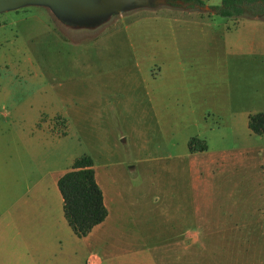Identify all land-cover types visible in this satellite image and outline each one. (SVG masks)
Returning a JSON list of instances; mask_svg holds the SVG:
<instances>
[{
	"label": "rangeland",
	"instance_id": "obj_1",
	"mask_svg": "<svg viewBox=\"0 0 264 264\" xmlns=\"http://www.w3.org/2000/svg\"><path fill=\"white\" fill-rule=\"evenodd\" d=\"M132 11L91 29L62 24L45 6L1 13L0 136L62 138L54 144L63 168L90 156L127 187L132 209L164 208L180 221V251L168 239L129 240L117 254L164 242L168 251H149L156 264H264V135L244 117L264 112V58L213 60L205 87L184 79L177 93L195 101H183L180 115L118 40L94 41ZM191 138L206 150L190 153Z\"/></svg>",
	"mask_w": 264,
	"mask_h": 264
},
{
	"label": "crops",
	"instance_id": "obj_2",
	"mask_svg": "<svg viewBox=\"0 0 264 264\" xmlns=\"http://www.w3.org/2000/svg\"><path fill=\"white\" fill-rule=\"evenodd\" d=\"M203 1H208L204 8H209L220 0ZM206 11L170 6L135 9L119 16L111 29L94 41L118 40L113 43L134 57L132 61L128 58L132 69L139 75L147 72L144 79H158L159 96L168 101L165 108L172 111L174 106L181 115L182 102L195 101L191 95L185 100L180 91L177 93L184 79L195 81L196 87L200 81L205 87L213 60L226 64L229 57L264 58V21L217 19L212 10ZM241 63L251 67L246 61ZM185 71H189L186 77ZM250 115L244 114L247 123ZM12 136H0V264H156L149 251H168L164 242L155 248L142 243L139 250H122L141 251L138 253L117 252L129 240L168 239L174 247V241L181 239L176 226L179 220L167 218L164 208L154 211L155 216L132 209L133 197L127 194V187L118 184L113 171L100 172L94 162L95 180L108 214L87 236L78 238L64 218L57 187L58 180L71 169V163L63 168L59 153H55V149L60 151L54 143L62 138L50 134L44 138Z\"/></svg>",
	"mask_w": 264,
	"mask_h": 264
},
{
	"label": "trees",
	"instance_id": "obj_3",
	"mask_svg": "<svg viewBox=\"0 0 264 264\" xmlns=\"http://www.w3.org/2000/svg\"><path fill=\"white\" fill-rule=\"evenodd\" d=\"M203 0H170L169 6L184 10L204 8ZM214 17L223 19H258L264 21V0H220L217 6H210ZM247 127L257 136L264 135V112L248 117ZM189 152L206 150L196 138L188 142ZM63 201V214L69 227L78 238L87 236L91 230L107 217L103 195L95 180L93 160L83 155L75 159L71 169L57 183Z\"/></svg>",
	"mask_w": 264,
	"mask_h": 264
},
{
	"label": "water",
	"instance_id": "obj_4",
	"mask_svg": "<svg viewBox=\"0 0 264 264\" xmlns=\"http://www.w3.org/2000/svg\"><path fill=\"white\" fill-rule=\"evenodd\" d=\"M169 3L170 0H0V14L26 6H45L62 24L91 29L103 25L112 16Z\"/></svg>",
	"mask_w": 264,
	"mask_h": 264
}]
</instances>
